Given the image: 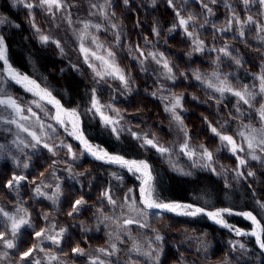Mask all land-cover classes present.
Instances as JSON below:
<instances>
[{"label": "rangeland", "instance_id": "374dc122", "mask_svg": "<svg viewBox=\"0 0 264 264\" xmlns=\"http://www.w3.org/2000/svg\"><path fill=\"white\" fill-rule=\"evenodd\" d=\"M144 1L148 2L150 6L158 2L151 0ZM182 1L184 2L183 6H187V2H190L191 0ZM200 1L201 4L204 2L209 8H211L209 6L211 0ZM241 1L243 4V0ZM116 2L122 3L124 7L128 5L124 3V0H121L120 2L118 0H62V3L64 4L63 8H53L49 10L46 6H41L39 0H22V2H14V0H0V18L5 20L3 24H0V36L6 34L10 39H12L11 33H13L14 30H21L23 26H25L26 29H29V31L35 35L39 46L57 50V58L63 62L59 73H65V75L71 74L72 76L74 75L79 79L86 81L90 87L96 88L99 92H101L102 95H99V92L95 90L92 94V97L88 96V103L90 105L89 109L94 111L96 116L101 119L103 126L107 129V136L94 135L95 138H97L95 140L92 139L85 131V127L83 126L85 125L84 119L82 118L83 115L80 109L78 107L67 106L63 102V99L46 84L48 74L44 71L42 77L38 75L34 76L35 80H37L45 89L47 88V90L50 91L55 97H57L66 108L75 110L78 113L79 118H81L80 120L82 123L83 133L88 138L89 142L91 141V145L98 146L99 149H103L108 153L110 152V155L119 154V156L129 159L143 160L148 162V164L151 166V187L152 198L154 200L165 203L191 204L194 205V207L197 206L213 211H217L219 209H231L232 214H222L224 222L226 224L228 223L230 227L231 225L243 227L244 224L247 226L244 228H248V226L251 227V224L246 219L235 214L236 212L250 210V212L257 216L256 218L259 221L261 219L263 220H261L260 223L264 225V208H262V212L258 213L253 209H236L229 205L210 208L196 202L194 203L181 199H164L163 197L167 196L162 192L161 188H157V190L154 188L155 178L151 161H149L146 157L138 158L123 154L120 151L125 149L116 146L125 139L131 138L138 142H134L137 149L140 151L143 150L147 153H150L151 151L157 155L158 158L160 157L163 159L162 161L165 162V167H167V169H170L178 175L185 176L200 172L201 174L211 175L214 178L222 179L225 181L224 187L228 189L226 196L230 202L236 203L235 201H232V198L229 196V194L236 189L237 185H239L241 181L247 182V179L249 181H251V179H256L255 177L257 168H259V164L262 165V163H264V151H261L259 147H255L254 150L248 149L246 140L240 135V133L243 132L245 136H247L250 132H252V130H256L255 134L259 137V135H261V130H264V120L261 119L259 113L261 105H264V94L260 93V81L258 79V77L264 73V65L261 66V71L259 74H254L253 80L250 84L245 85L244 83H241V86L234 85L229 78L230 74L222 70L218 62L222 57L231 58L232 55L226 56L223 52L218 51L219 48L217 47L214 48V50L218 54L208 53V60L215 65V68L208 71L209 75L203 78V76L201 77L200 69L193 70L196 71L197 75L200 76L199 81L204 84V86L213 91L217 97H219L221 93L215 91V88L209 87V82L218 86L219 81H227L234 90H241L246 87L248 92L252 93L254 96V99L250 98L249 103L252 108L243 106L245 112L256 113L251 114V120H247V122L234 121L235 123H233L231 119L223 117L221 114L218 117L222 123V126L217 125V131L222 135L232 136L238 145H242L244 147V151H237L235 154H233L230 151L231 146H226L225 142H222L213 132L210 133V136L213 137V141L215 142H213L212 145H207V142L203 143V140H198L195 138L192 129L187 124L185 117L187 110L185 106V99L188 98V96L183 94V91H172L173 84L176 83L177 77L175 74V67L173 66V57L168 54V52L171 50L166 45L165 40L162 39V31L164 30H161L158 27L154 28V34L156 36L154 41L145 40L141 45L130 44L128 38V27L123 22V19L116 14L117 12H115V10H117L116 6H118ZM129 2L130 1L128 0V3ZM218 2L220 3L221 1L216 0V3ZM27 3H32L35 6L29 9L25 7V4ZM142 4L139 5V7H141ZM93 5H95V7H93ZM246 8L252 9V12H248L244 18H241L238 13H236L240 20H246L248 16H252L258 23L246 24L244 29L245 27L248 28L253 25L255 30L259 31L260 22H264V7H262L258 2H250L249 6ZM227 9L229 10L230 8L227 7ZM184 12L185 14L182 12H179V14L180 16L187 18L186 10ZM252 13H256L258 16L256 17ZM190 14L191 11H189L188 15ZM231 16L232 13L229 15V19ZM228 21L219 28H228ZM201 22L202 21L195 20V23H190V25L201 31V25L207 24L205 21H203L202 24ZM33 24L35 26H33ZM85 24L89 25V27L85 28ZM237 24L239 25V23L233 21L231 27L228 28L227 31L222 32L232 33L235 30ZM96 25L99 27H94ZM113 25H115V27H113ZM37 29H39V31H37ZM177 29H180L182 35L188 37L192 43L190 52L185 54L186 58L187 55L190 56L188 57L189 60H192L195 57H202V55L209 48L207 43H205V41L201 38L203 31L199 33L196 30H191L193 35L190 37L185 33L182 26L179 25ZM177 29L172 30L170 35L174 34ZM239 32L240 30L237 29L236 35L240 36ZM260 34L264 35V32H260ZM41 35L48 36L49 41L46 43L42 42L40 40ZM198 40L204 41L202 51L196 50L197 45L195 42ZM5 44L7 47V58L9 59L6 40ZM208 44H212V41L208 40ZM81 45H83L85 49L89 50L87 54V60L85 59V53L81 51ZM221 45L223 47L226 45L229 47V44L227 43L221 42ZM93 52L96 54V56H102L106 60L114 62L115 65H117L119 69L122 70L126 80L128 81L127 85H125L118 78L108 75L109 69L106 67L103 61L97 60L95 56L91 55ZM109 52H112L114 56L110 58L108 56ZM151 53H156L155 59H153V57L150 55ZM161 53L163 56L160 55ZM123 55H127V57H129L126 61L128 62V65H125L128 70L120 63ZM157 60L160 62L157 63ZM164 60H167L169 66L172 68L171 73H169L168 70L163 66ZM131 65L133 67L134 65L137 66V69L142 77L145 76V78L148 79V76L150 79H154V84H152L151 91L153 94H155L156 98H159V107L167 114V119H164V122L168 120L165 123L166 129L163 130L161 125L163 120L158 121V119H156V122L158 121L159 124L154 121L150 122V119L148 118L149 114H147V112L143 109L144 106H140L141 103L134 104V107H129L126 105L127 108L125 107V111L121 106L119 107L118 102H123L121 104H127L129 100L128 98L131 97L138 88V86H136L137 82H135V84L132 83V79H134V77L132 76L133 71L131 69ZM15 67L31 76L30 73L26 72L21 67L19 68L17 65H15ZM97 72H100L101 75L97 76ZM213 73H215L216 76H214ZM244 77L241 78L244 80ZM28 88L29 86L26 84L24 85V83H17L15 79L9 77L5 71L4 64L2 61H0V97H3L4 94H7L16 99L17 103H19L25 109L23 114L30 117L27 120L20 121V123L27 127L30 132H35L37 136L41 138V143L36 144V142L27 132L18 129L15 125H9L0 120V145H3V149H0V163L5 161L12 162L18 171L17 174L12 175L26 177L25 180L20 181L19 185L14 184L12 188L8 187V193L13 195V200L8 198L7 194L6 196L3 194V184H0V192H2V194H0V209H3V212L8 213L10 216H16L17 218L23 216L28 221V224L21 226L17 236L14 239V243L16 245L15 248L8 249L4 247L2 242H0V264H37V262L38 264H93V261H96V264H100V262H103V264H153V260L143 254L151 252L152 256L155 257L156 252L154 250H163L165 239L170 238V236L172 238V231L169 233L170 230H167L169 225L165 222L157 220L154 222L157 224L161 222L162 225L151 224V222L154 220L152 217H155V214L159 216L163 212L147 208L142 203L143 198L140 192L142 180L138 179L140 176L139 173L130 172L126 167H122L119 164L109 163L106 162V160L95 159V157L85 152L81 145L73 140L74 137L69 135V133L72 131L70 122L66 120L67 130H65V126L62 127L53 118L56 115L55 107L45 100H41L40 97L35 94L34 90L29 91ZM14 90L19 92L20 97L14 93ZM224 93H230L233 95L231 92ZM104 96L107 97V100L104 98ZM177 96L181 98V106L176 107L175 113L181 117L183 122L182 125L174 118L172 112L165 110L166 108H171L174 98ZM236 98L239 100L238 97ZM93 99L99 101L100 105L102 106L101 111H103L105 115L110 116L113 118V120L118 121V123L114 125L116 132L112 131L113 126L106 127L100 113L96 112L95 109L92 108ZM186 100L188 101V99ZM130 102L131 101H129V103ZM109 105L111 107H108ZM28 108H31V112L27 111ZM10 113L11 109L5 110L3 106H0V116L14 118V113L11 115ZM32 113H35L36 115L32 116ZM224 126L225 131L220 130ZM228 129H232V131L226 132ZM137 137H140V139H137ZM144 137L153 140L159 147L166 148L168 151L165 153H160L157 148H152L151 146L145 145L143 139ZM13 141H15V143H13ZM21 141H23V143H21ZM45 143L49 145L52 151H49L48 148L43 146ZM185 144H187V148H184ZM33 145H35V147H33ZM63 145H70L71 152H69L68 149ZM77 146L79 149H77ZM41 149L47 150L50 153L52 160L46 167H41L42 169L39 170L34 177L28 178L26 173L31 166V156L33 153ZM204 149H207L212 153L211 161H209L207 157L203 155ZM189 151L193 152L194 155L190 156L188 154ZM221 153H224L225 155L222 156ZM73 154H75V158H73ZM83 154L90 156L92 159H94V161L115 167L116 171L108 169V172L112 177H114V179L118 180L120 190L117 192L111 191L110 194H108L111 196L112 201H115V203H111L108 200L109 208L107 210L97 208L94 210L92 219H90V217H87V219L78 218L77 221L71 223H82L80 226L86 232H102L97 234L100 236L103 234L105 239L103 241L101 240V245H98L97 242L100 241L98 240L93 244L87 242L88 245L80 246L79 244L83 243L80 241L79 244L76 243L74 245L70 252L63 253V251H61V247L66 226L60 224L58 218L55 216V214L51 213L49 209H41L42 212H40V214L43 215V220L41 219V221H44V223L40 226L41 228L37 232H43V236L37 237L35 235V239L24 248V251H26L30 247L35 246L36 250L31 254L30 257L22 261L19 254L24 251H19L18 255H15V252L17 251V240L20 230L25 226L32 225V209L28 208L21 199L23 187L22 184L25 182L27 183V195H31L34 198H46L55 206H59L63 195L61 187L64 177H69L78 182L80 185L88 182L86 174L89 171H84L83 167V169L78 170V167H76L74 163L79 162ZM252 155L258 156L259 159H252ZM230 157H232V160L230 162L226 161V158ZM238 158L244 159L246 163L244 165H240ZM25 164L27 167H24ZM86 168L90 167L86 166ZM121 170L125 171L133 179V182L136 184L135 186L126 190L122 189L121 177H123V174ZM241 172L243 173V176L238 175V173ZM249 172L254 173V175L249 176ZM91 175L92 174H90V176ZM11 178L12 177L5 180V187H7V181ZM37 187L41 189V195H38L35 192ZM57 187L59 188V192H57ZM107 193H109V191ZM199 198L206 205L213 204V201L216 199L211 193H204L200 195ZM78 200H82L83 203L76 206L74 202L72 209L75 206L76 210L71 211L72 215L81 214L82 212L80 211L87 204L82 197H79ZM173 214L177 217H186L185 219L192 218L191 220L198 216L204 215L206 216L207 220L211 222L209 217L205 214H198L196 216L180 215L174 212ZM126 220H132L133 223L126 224ZM139 226L144 227L143 229H146V227L151 228L148 230V232H145L140 231L139 228L137 230V227ZM10 227L11 225L7 220V217H5L2 212H0V232H5L6 238H11L9 236ZM61 229L64 230L62 234ZM180 234V240L187 243V236H189L187 235V231ZM231 234L233 237L238 239L241 245L252 248L244 236L237 235L236 233ZM157 235L163 238L162 241L156 240ZM48 236L57 237L59 243H53L51 240L47 239ZM246 238H250L253 245L259 252H261L254 237L252 238L249 236ZM172 240H174V238ZM113 245H115V248L112 247ZM76 247L83 249L84 254L79 255L74 253L73 249ZM137 247L139 248V252L134 250V248ZM40 249H43V251ZM99 249H105L107 252H112L113 255H107L105 252L98 251ZM195 249L197 250L195 253L198 255L189 257V259L193 258L195 260L190 259L186 261L185 258V260H182L181 264H190L193 263V261V264H205V260L202 257V250H198L197 248ZM69 253L73 254L72 257L78 258L80 263H78L77 260L72 259L69 256ZM161 254L160 260L162 256ZM53 257H55V259H53ZM227 258L228 257L225 258L226 260L224 259L219 262V264H234Z\"/></svg>", "mask_w": 264, "mask_h": 264}, {"label": "trees", "instance_id": "16d2710c", "mask_svg": "<svg viewBox=\"0 0 264 264\" xmlns=\"http://www.w3.org/2000/svg\"><path fill=\"white\" fill-rule=\"evenodd\" d=\"M118 1L120 2L121 0ZM129 1L126 7H124L122 3L116 2L118 6H116L117 10H115V12H117L116 14L123 19V22L128 27L130 44L141 45L145 40L154 41L156 38L154 28L158 27L164 30L162 31V39L165 40L166 45L171 50L168 54L173 57V66L175 67V74L177 77L176 83L173 84L172 91H183V94L188 96V98H186L188 101L185 99V106L187 109L185 117L196 139L203 140V143L207 142V145H212V143L215 142L213 141V137L210 136V133L212 132V127L217 129V125L222 126L218 118L220 114L223 117L231 119L233 123L251 120L250 116L255 112H245L243 108V106L252 108L251 105L244 104L230 93H224L217 97L213 91L196 79L197 72L193 70L200 69V74L203 78L209 75L208 71L215 68V65L208 60V53L218 54L215 52L214 48H223L221 45V42H223L229 44L228 50L231 52L232 56L231 58L222 57L218 61L222 70L230 74L229 78L234 85L241 86V83L245 85L251 83L254 74H259L261 66L264 65V40L259 38L264 37V35H261L259 31L255 30L253 25L248 28L245 27L243 30L245 31L243 37L236 35L237 29L240 30V25L238 24L232 33L219 31V27H222L229 20L232 9H234L235 14L238 13L241 18H244L248 12H252V9L244 7L241 0H220L221 4L219 2L215 4L210 2L211 4L209 3V6L212 9L211 13H208L206 9L204 10L202 4L206 3L202 1L203 3L201 4L200 0H191L187 2V6H183L184 2L182 0H172V5H169L168 0H151L158 1L152 6L144 0ZM141 4L142 6L139 7ZM226 5H231V10H228ZM185 10L187 17L189 11H191V15L196 17V20L205 21L207 23L201 27V31H203L201 38L207 43L209 48L202 57H195L192 60L188 59V57H190L189 55H187V58L185 56L192 48L191 40L182 35L180 29H177L179 27V19L176 13L179 11L185 14ZM252 14L256 17L258 16L256 13ZM174 29H177V31L170 35ZM191 30H196L201 33V31L189 24L188 31L191 32ZM3 37L8 46L9 60L13 64L21 67L30 74L32 72L31 75L33 76L36 74L42 77L45 71L48 74L46 84L63 99V102L67 106L78 107L80 109L83 115L86 133L95 140L97 138H95L94 135L107 136V129L103 126L101 119L96 116L94 111L89 109L88 96L92 97V94L97 89L90 87L86 81L74 75L59 73L63 62L57 58L58 52L56 49H48L39 46L35 35L31 33L29 29H26L25 26H23L21 30H14V32L11 33L12 39L6 34L3 35ZM208 40L212 41V44H208ZM128 58L127 55H123L120 62L122 66L128 65V62H126ZM236 60H239L240 63L237 64L235 62ZM33 64L38 67H32ZM35 69L38 70V72ZM131 69L133 71L132 76L134 77L132 83L135 84V82H137L136 86H138V88L132 96L128 98L129 100L127 99V104L118 102L119 107L121 106L125 111L126 105L134 107V104L141 103L140 106H144L143 109L149 114L148 118L150 122H156V119H158V121L163 120L161 125L163 130L166 129L165 123L168 120L164 122V119H167V114L159 107V98H156L155 94L151 91L154 79H150L147 76V78L150 79L147 81L148 79H146L145 76H141L136 65H134V67L131 65ZM241 77L245 79L243 80ZM14 93L20 97L19 92L14 90ZM99 95H102L101 92H99ZM104 98L107 100V97L104 96ZM129 101L131 102L129 103ZM158 121L156 123H158ZM220 130L225 131V126ZM231 131L232 129H228L226 132ZM134 142L138 143L136 140L128 138L116 146L125 149L123 151L119 150L123 154L138 158L146 157L151 161L155 178L154 188L156 190L157 188H161L162 192L167 196L163 197L164 199H181L184 201L196 202L210 208L229 205L236 209L249 208L258 213L262 212L263 209L261 205H264V163H262V165L259 164L255 177L256 179H251V181L247 179V182L241 181L236 189L229 194L232 201L236 202L232 203L226 196L228 189L224 187L225 181L222 179L201 174L200 172L195 175H178L165 167L166 164L162 161V158L159 157V159L158 156L151 151L150 153L144 152L143 150L140 151L137 149ZM77 149H79L78 146ZM221 155L223 156L225 154L221 153ZM230 158H226V161L230 162L232 157ZM51 160V155L47 150L41 149L33 153L31 156V166L26 173L27 177H34L39 170L49 165ZM74 163L75 166L78 167V170L84 168V171H89L86 174L88 182L80 185L75 180L64 177L61 187L63 195L59 206H55L46 198H34L31 195H27V183L25 182L22 184L21 199L28 208L32 209V225L25 226L20 230L17 240V251L15 252L16 256L19 251H24V248L35 239V234L41 228L40 226L43 225L44 221H41V219L43 220V215L40 214V212H42L41 209H49V211L58 218L59 223L66 226L61 247L63 253L70 252L74 245L76 243L79 244L80 241L83 242L79 244L80 246L88 245L87 242L93 244L98 240H100L97 242L98 245H101L102 241L105 239L103 234L102 236L97 234L102 232H86L80 226L82 223L76 222V224H72L71 222L77 221L78 218L87 219V217H90V219H92L94 210L97 208L104 210L109 208L108 198L104 195L105 192L109 191L108 194H110L111 191L117 192L120 190L118 180L114 179L108 172V169L116 171L115 167L94 161V159L84 154L79 162ZM86 166L90 168H86ZM17 172L12 162L5 161L0 163V184H3V194L5 196L7 194V197L11 198V200L14 198L13 195L8 193V187H5V180L13 177L12 174H17ZM121 172L123 174V177H121L122 189H130L136 185L125 171L121 170ZM90 174L92 175L90 176ZM204 193H211L215 196L216 199L213 201V204L206 205L203 203L199 196ZM0 194H2V192H0ZM79 197L84 198L87 203L86 206L80 211L82 212L81 214L69 215L73 210L72 206L74 202L78 200ZM152 218H154L153 222H151L152 225H162L161 222H165L169 225L167 229L170 230L169 233L172 231V238L170 236V238H166L164 241L165 244L162 250L160 264H181L182 260H185V258L186 261L190 259L195 260L193 258L189 259V257H194L193 255H198L195 253V251H197L195 248L202 250V257L205 260V264H219V262L226 257L234 264H264V254L257 250L250 238L245 237L252 248L247 246L241 248V244L237 238L233 237L227 230L213 225L204 215L191 220L192 218L185 219L186 217H177L174 214L162 213L159 216L155 214V217ZM157 220L161 222L158 224L155 223L154 221ZM140 227L141 226L137 227V230L139 228L140 231L145 232H148L151 228L146 227V229H143L144 227ZM186 231L187 235H189L187 236V243L180 240V233ZM173 238L174 240H172ZM69 254L72 259L80 263L78 258L72 257V253Z\"/></svg>", "mask_w": 264, "mask_h": 264}, {"label": "snow or ice", "instance_id": "6c2138e0", "mask_svg": "<svg viewBox=\"0 0 264 264\" xmlns=\"http://www.w3.org/2000/svg\"><path fill=\"white\" fill-rule=\"evenodd\" d=\"M14 2H22V0H14ZM211 2L216 3V0H211ZM250 2H258L262 7H264V0H243V4L245 5V7H248ZM39 3L41 6H46L49 10H51L53 8L61 9L64 7L62 0H39ZM124 3L128 4V0H124ZM168 3H169V5H172V0H168ZM34 6L35 5H33L32 3L25 4V7L29 8V9L33 8ZM93 7H95V5H93ZM203 7L207 10L208 13L212 12V9L209 8L207 4H204ZM226 7L231 9V5H226ZM176 15L179 18V25L182 26L184 28L185 33L191 37L193 35V33L188 31V26L190 23H195L196 17H194L193 15L190 14V15H188L187 18H184V17L180 16L179 12H177ZM233 21L239 23V25H240L239 35L241 37L244 36L243 29H244V26L246 24H257L258 23L256 20H254V18L252 16H248L246 18V20H240V18L235 14V10L232 9V16L228 21V28L231 27ZM4 22H5V20L3 18H0V24H3ZM33 26H35V25L33 24ZM202 26L203 25H201V27ZM88 27H89V25L85 24V28H88ZM94 27L98 28L99 26L96 25ZM113 27H115V25H113ZM228 28L219 29V31H227ZM37 31H39V29H37ZM259 31L264 32V22H260ZM259 38L264 40V37H259ZM40 40L42 42L46 43L49 41V37L45 36V35H41ZM195 43L197 45L196 50L202 51L204 41L198 40ZM81 51L85 53V59L87 60V54H88L89 50L85 49L83 47V45H81ZM218 51L223 52L226 56H231V52L228 50L227 45L223 48L218 49ZM91 55L95 56L97 60L103 61V63L109 69L108 75L113 76L115 78H118L125 85H127L128 81L126 80L122 70L119 69V67L117 65H115L114 62H110L109 60H106L102 56H96V54L94 52L91 53ZM150 55L153 57V59L156 58V53H151ZM160 55L163 56L162 53ZM108 56L111 58L114 56V54L112 52H109ZM0 61H3L4 64L7 65V75L9 77L15 79L17 83H25L26 85H32V86H34L35 89L39 88V86L35 84V81H31L28 79L27 76H23L22 74L16 72V70H14L11 67V65L8 64L7 47H6L5 40H4L3 36H0ZM159 62L160 61L157 60V63H159ZM235 62L237 64L240 63L239 60H236ZM163 66L168 70L169 73L172 72V68L169 66L167 60H164ZM96 75L100 76L101 73L97 72ZM213 75L216 76L215 73H213ZM196 79L199 80L200 76L197 75ZM217 79H218V77H217ZM258 79L260 81V93L264 94V73H262L258 77ZM208 86L215 88V91L220 92L221 94H223L224 92H231L234 96L238 97L239 100L242 101L244 104H249L250 98L254 99L253 94L249 93L246 87L241 89V90H234L232 88V86L227 81H219L218 86L213 85L211 82H209ZM34 88L29 87L28 90L33 91ZM35 94L38 95L41 100H47L48 103L54 105V107L56 109V115L53 118L57 121L58 124H60L61 126H65V130H67L66 121L62 117L68 118V122H70L71 128H72V131L69 134L72 135L75 139L80 141V143L84 147L85 152H87L88 154H90L91 156L95 157L98 160H106V162H109V163L119 164L122 167H126L128 169V171H130V172L140 173V176L138 177V179L142 180V186L140 188L141 196L143 198L142 203L147 208L161 209V210L174 212V213H178L180 215H186V216H196L198 214H205L209 218L216 221L217 223H222V224H224L225 227H229V225H227L221 219V217H222L223 213L232 214L231 209H219V210L214 211V212H206L204 208L194 207L191 204L165 203V202H157L156 200H154L152 198V187H151V180H152L151 166L148 164L147 161L126 160L122 156L110 155L108 152L104 151L103 149H99L98 146L91 145L88 142V140L84 137V135H83V133L79 127V116L75 110L69 111L67 109H64L62 107V105L60 104V102L58 100H56L54 97H52L51 93L47 92L46 90L41 89V90L35 92ZM180 100H181L180 97H178V96L175 97L171 108H166L165 110L172 112L174 118L178 122H180L182 125L183 122L181 120V117L175 113L176 107L181 106ZM0 106H3V108L5 110L11 109L10 115L14 113V118H6L3 116H0V120H2L4 123H7L9 125H15L18 129H20L24 132H27L32 137V139L36 142V144L41 143V138L39 136H37V134L35 132H30L27 127H25L22 123H20V121L27 120L30 117L25 116L23 114L25 112V109L19 103H17L16 99L11 97L10 95L4 94L3 97H0ZM101 107L102 106L100 105L99 101L96 99H93L92 108L95 109L96 112L100 113L101 118H102L105 126L106 127L107 126H113L112 131L116 132V128L114 125L117 124L118 121L113 120L112 117L105 115L104 112L101 111ZM108 107H111V106L109 105ZM27 111L31 112V108H28ZM259 113H260L261 119L264 120V105H261V107L259 109ZM35 115H36L35 113H32V116H35ZM211 131L216 136H218L222 142H225L226 146H231L230 151L233 154H235L237 151H244V147L242 145H238L232 136L222 135L220 132L217 131V129L215 127H212ZM255 132H256V130H252V132H250L249 135H247V136H245V134L243 132H241L240 135L242 137H244V139L246 140L248 149L254 150L255 147H259L261 149V151H264V130H261V135H259V137L255 134ZM133 135H135V134H133ZM137 139H140V137H137ZM143 139H144L145 145L151 146L152 148H157V150L160 153H165L168 151V149L163 148V147H159L153 140L148 139L147 137H144ZM13 143H15V141H13ZM21 143H23V141H21ZM43 146L45 148H48L49 151H52V149L49 147V145L47 143H45ZM63 146L66 147L69 152H71V146L70 145H63ZM33 147H35V145H33ZM187 147H188L187 144H185L184 148H187ZM0 149H3V145H0ZM188 154L190 156L194 155V153L191 151H189ZM203 155L206 156L209 161L212 160V153L209 152L207 149H204ZM73 158H75V154H73ZM252 159H259V157L256 155H252ZM245 163H246V161L244 159H239L240 165H244ZM24 167H27V165L25 164ZM238 175L243 176V173L242 172L238 173ZM248 175L252 176V175H254V173L249 172ZM25 179H26V177H24V176L13 175V177L7 181V187L12 188L14 184L19 185L20 181L25 180ZM35 192L38 195L42 194L41 189L39 187H37L35 189ZM57 192H59L58 187H57ZM146 192H147V195H145ZM104 195L108 198L109 202L115 203V201H112L111 196L108 195L107 192H105ZM82 203H83L82 200H76L75 201L76 206L81 205ZM261 207L264 208V205H261ZM73 210L74 211L76 210L75 206H74ZM0 212H2L5 217H7V220L10 222V225H11L10 233H9V236L11 238H6L5 232H0V242H2L4 247H6L8 249L15 248L16 245L14 243V239L17 236V233H18L19 229L21 228V226L28 224V221L23 216H21L19 218H17L16 216H10L8 213L3 212V209H0ZM71 214L72 213L70 212L69 215H71ZM238 214L243 215L247 219L251 220L253 225H255V228L250 233H245L240 229H235L236 234L237 235H251V236L255 237L256 242L259 244V247L261 249H264V225H262L260 223V221L257 220V218L255 216H253V214L251 212L238 213ZM125 223L131 224V223H133V221L132 220H126ZM63 231L64 230L61 229V234L63 233ZM35 235L37 237L43 236V232H37ZM47 239L51 240L53 243H59V240L55 236H48ZM162 239L163 238L161 236H159V235L156 236L157 241H162ZM112 247L115 248V245H113ZM240 247L243 248V245H240ZM35 250H36V247L33 246V247H30L28 250L20 253L19 254L20 259L22 261L26 260L28 257L31 256V254ZM40 250L43 251V249H40ZM134 250L139 252L138 247L134 248ZM98 251L105 252L107 255H113L112 252H107L105 249H99ZM154 251L156 252L155 257L152 256L151 252L144 253L143 255L152 259L153 264H159L160 254L162 252V249H158V250H154ZM73 252L76 254H79V255L84 254L83 249H81L79 247L74 248ZM53 259H55V257H53ZM37 264H38V262H37ZM93 264H96V261H93ZM100 264H103V262H100Z\"/></svg>", "mask_w": 264, "mask_h": 264}, {"label": "bare ground", "instance_id": "6f19581e", "mask_svg": "<svg viewBox=\"0 0 264 264\" xmlns=\"http://www.w3.org/2000/svg\"><path fill=\"white\" fill-rule=\"evenodd\" d=\"M2 2V1H1ZM2 3H4V2H2ZM6 5V4H5ZM3 6V5H2ZM1 7V6H0ZM12 11V10H11ZM7 60H8V64L9 65H11V67L14 69V70H16V72H18V73H20V74H22L23 76H27L28 77V79L29 80H31V81H35V84L36 85H38L39 86V88L38 89H35L34 88V86H32V85H27V86H29V87H33L34 88V91L35 92H37V91H39V90H46L47 92H50V91H48L47 90V88L45 89L37 80H35V78H34V76H29L27 73H25V72H23L22 70H20V69H18V68H16L15 67V65H13L12 64V62L7 58ZM2 63L4 64V62L2 61ZM4 66H5V71L7 72V65H5L4 64ZM29 66H30V64H29ZM36 65L35 64H33L32 65V67H35ZM36 67H38V66H36ZM20 68V67H19ZM27 69V68H26ZM31 69V68H30ZM29 70V69H28ZM36 70V69H35ZM42 70V69H41ZM37 72H38V70H36ZM30 72V71H29ZM36 73V72H35ZM42 73V72H41ZM31 74H32V72H31ZM40 74V73H39ZM36 75V74H35ZM43 75V74H42ZM41 78V77H40ZM41 80V79H40ZM39 80V81H40ZM21 85H23V84H21ZM24 85H25V83H24ZM49 90H51V89H49ZM51 93V92H50ZM51 95H52V97H54L56 100H58L59 102H60V104L62 105V107L64 108V109H67V110H69V111H71V109H68V108H66L64 105H63V103L57 98V97H55L52 93H51ZM20 99V98H19ZM46 102H47V100H45ZM54 106V105H53ZM63 119H65V121L66 120H68V118L67 117H62ZM83 118V117H82ZM81 118H79V127H80V129H81V131H82V133H83V130H82V123H81V120H80ZM84 126V125H83ZM63 127V126H62ZM64 129V128H63ZM70 135V134H69ZM83 135H84V133H83ZM71 136V135H70ZM84 137L88 140V138L84 135ZM73 140H75L76 142H78L80 145H81V147L84 149V147H83V145L80 143V141L79 140H77V139H75V138H73ZM88 142H89V140H88ZM90 144H91V141L89 142ZM113 151V150H112ZM107 152V151H106ZM110 153V152H109ZM119 155V154H118ZM88 156V155H87ZM89 158H91L90 156H88ZM126 160H134V159H129V158H126V157H124ZM92 159V158H91ZM96 159V158H95ZM136 161H141V160H136ZM253 163V162H252ZM257 163V162H256ZM245 169V168H244ZM118 172H120V171H118ZM139 175H140V173H139ZM195 175V174H194ZM218 180V179H217ZM141 181V180H140ZM142 182V181H141ZM141 187V186H140ZM145 195H147L146 193H145ZM194 206V205H193ZM196 206V205H195ZM197 207V206H196ZM151 209H153V208H151ZM154 210H158V211H160V212H163V213H169V214H173V212H169V211H165V210H161V209H154ZM205 211L206 212H214L213 210H207V209H205ZM245 212H250V210L248 211H240V212H236L235 214L236 215H240V214H238V213H245ZM252 213V212H251ZM253 214V213H252ZM241 217H243L244 219H246L250 224H251V227H249L248 226V228H244L246 225L244 224V223H242V224H244V226L243 227H240V226H236V225H231V227H230V225H229V227H225L224 226V224H222V223H217L216 221H214L213 219H211V218H209L210 220H211V222L213 223V224H215L216 226H218L219 228H222V229H225V230H227V231H229V232H231V233H233V234H235L236 233V231H235V229H240V230H242L243 232H245V233H250L251 231H253L254 230V228H255V225H253V223H252V221L251 220H249V219H247L246 217H244L243 215H240ZM253 216H255L254 214H253ZM255 217H257V216H255ZM221 219L224 221V219L221 217ZM260 219V218H259ZM258 220V219H257ZM262 220V219H261ZM260 220V221H261ZM263 221V220H262ZM237 224V223H236ZM227 225H228V223H227ZM238 225V224H237ZM247 227V226H246ZM242 236H244V237H249V236H251V235H242ZM252 238H253V236H251ZM255 238V237H254ZM256 239V238H255ZM258 244V243H257ZM258 246H259V244H258ZM260 248V247H259ZM260 250H261V252L264 254V249H261L260 248Z\"/></svg>", "mask_w": 264, "mask_h": 264}]
</instances>
